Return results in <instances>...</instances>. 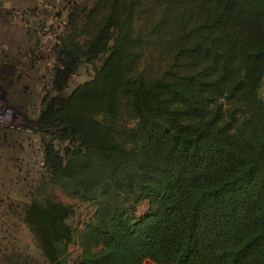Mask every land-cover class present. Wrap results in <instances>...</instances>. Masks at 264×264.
I'll return each mask as SVG.
<instances>
[{
	"label": "trees",
	"instance_id": "obj_1",
	"mask_svg": "<svg viewBox=\"0 0 264 264\" xmlns=\"http://www.w3.org/2000/svg\"><path fill=\"white\" fill-rule=\"evenodd\" d=\"M60 2L56 94L28 125L47 181L23 219L44 263L76 246L74 264H145L152 247L264 264V0ZM83 65L92 79L66 93ZM51 185L94 206L81 229Z\"/></svg>",
	"mask_w": 264,
	"mask_h": 264
},
{
	"label": "rangeland",
	"instance_id": "obj_2",
	"mask_svg": "<svg viewBox=\"0 0 264 264\" xmlns=\"http://www.w3.org/2000/svg\"><path fill=\"white\" fill-rule=\"evenodd\" d=\"M66 15L60 0H0V264H12L11 258L45 264L23 219L31 195L46 180L45 137L28 125L37 120L44 99L56 94L55 45L65 36ZM92 68L83 65L66 93L92 79ZM44 195L74 209L70 223L75 229L94 215V206L67 197L56 186H47ZM147 211L143 202L137 214L143 217ZM70 254L69 264H74L80 250L72 246ZM145 264L189 263L152 247Z\"/></svg>",
	"mask_w": 264,
	"mask_h": 264
}]
</instances>
